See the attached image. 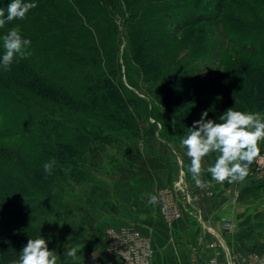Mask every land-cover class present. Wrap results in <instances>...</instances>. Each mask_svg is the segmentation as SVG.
<instances>
[{"label":"trees","instance_id":"16d2710c","mask_svg":"<svg viewBox=\"0 0 264 264\" xmlns=\"http://www.w3.org/2000/svg\"><path fill=\"white\" fill-rule=\"evenodd\" d=\"M158 1L166 3L177 0ZM25 2L35 3L37 7L31 9L23 20L7 22L4 28H0V58L4 53L2 37L10 28L19 27L22 36L31 40V45L26 49L29 53L26 58L17 56L7 71L0 65V131L15 129L17 125L29 129L46 128V131L50 130L67 141V146L59 148V151L71 155L74 162L80 153L77 146H83L81 153H91V162H102L101 144L107 143L109 135L102 137L97 131L81 130L79 126L60 133L41 107L47 102L60 103L84 116L100 119L110 128L130 129L133 117L127 108L126 85L122 80L117 53L108 49L102 37L105 31L113 33L117 39L118 35L125 38L126 66L130 67V61H134L143 73L144 81L156 84L157 99L171 111L178 133L187 135L188 129L201 118L204 111L208 112L206 119L219 122V116L229 108L245 111L264 107V5H252L260 14L256 19L257 28L263 32L251 41H246L237 39L231 34L232 31H228L227 37L234 50L227 48L218 53L220 58L215 68L221 71L216 74L215 71L209 72L207 75L214 74V77L211 76L206 85L193 83L190 76L196 62L189 56L193 53L194 41L183 44L177 37L181 30L194 24L209 22L212 26H223L230 22L219 19L222 15L217 11L183 13L178 10L173 11L169 19H147V15H163L161 11L143 9L144 0ZM9 3L11 0H0V9L5 11V16ZM217 4L215 7L222 11ZM110 8L125 16L120 33L116 12H111ZM126 12L130 16L136 14L139 18L126 24ZM155 24L157 27H154ZM226 29L223 27L224 32ZM155 34L158 37L155 38ZM219 43L218 38L206 40L204 37L200 50L207 44L217 48ZM70 45L78 47L83 53L74 56L69 50ZM239 55H250L251 60L246 61V65H239V59H232ZM236 65L240 66L245 78L234 71ZM225 70L226 73H234L231 79L224 76ZM26 145L27 142L23 143L13 136L0 140L2 152L18 150L20 154ZM51 177L42 168L35 171V182L47 196H53ZM12 182L16 184V181ZM16 187L15 192L17 190L25 196L30 194L25 183H19ZM249 190L246 188L244 194ZM27 206L25 198L14 196L4 201L7 214L21 220L23 227L32 222L26 216ZM37 236L39 234L35 230L23 236L13 230L0 228V264H10L17 259L28 239Z\"/></svg>","mask_w":264,"mask_h":264},{"label":"rangeland","instance_id":"374dc122","mask_svg":"<svg viewBox=\"0 0 264 264\" xmlns=\"http://www.w3.org/2000/svg\"><path fill=\"white\" fill-rule=\"evenodd\" d=\"M144 1L143 9L161 11L162 15H165V17H148L147 15V19H169L171 13L178 10L183 13L214 10L222 15L219 19L230 21L223 26L220 24L212 26L209 22H202L186 27L178 34L177 38H180L183 44H189V40L194 41L193 53L189 55L196 59L190 74L193 83L207 85L209 78L214 77V74L210 76L207 74L211 71H215V74L221 71L215 68L220 58L218 53L227 48L234 50L227 37L228 31H232L231 34H234L237 39L246 41H251L263 32L262 29L257 28L256 19L260 14L252 5H264V0H177L166 3L158 0ZM215 3H218L217 5L224 11L215 7ZM110 11L116 12L120 33L124 27L125 16L118 14L115 9L110 8ZM138 18L136 14L130 16L129 12H126V24ZM154 27H157V24ZM223 27L227 28L226 32ZM154 36L156 38L158 34ZM102 37L108 49L116 51L118 55L122 80L126 85L127 108L133 117L129 124L130 129L126 131L123 128L119 130L110 128L100 119L84 116L81 112L60 103L47 102L41 107V110L45 111L53 121L52 124L58 127L60 133L69 132L79 126L81 130L97 131L102 137L109 135L107 143L103 140L105 142L101 144L103 146L100 153L103 158H101L102 162L101 160H99L100 163L91 162L90 152L81 153L83 146L76 147L80 153L74 158L76 159L74 162L71 160V155L59 151V148L67 146V141L51 133L50 130L46 131V128L29 129L30 127L17 125L15 129L0 131L2 141L4 137L13 136L23 143L27 142L20 154L18 150L6 152L0 150V228L13 230L23 236H28L30 231L35 230L48 241L49 250L55 251L60 256V264H64V253L67 248L76 246L80 248L77 253L79 259L76 261L79 264L82 263L80 259L83 256H90L95 249L104 251V231L113 226L126 225V170H128L126 160L137 165L135 161L143 160L145 156L143 153H146L150 160H155L154 153L157 152L160 143L167 142L174 149L181 148V139L186 136L177 132L171 111L157 99L156 84L144 81L143 73L136 67L134 61H130V67L126 66L124 53L127 50L125 48L127 41L125 38L118 35V40L113 33L108 31L103 32ZM204 37L206 40L218 38L220 45L215 48L207 44L200 50ZM69 50L74 56L77 53H83L74 45H70ZM232 59H239V65H246V61L251 60V57L250 55H239L233 56ZM239 65L234 66V71L242 74ZM76 67H79L78 64ZM83 71L86 72V70ZM226 71L224 76L231 79L234 73L232 71L226 73ZM242 77L245 78L244 73ZM245 111L264 114V107L249 108ZM93 124L95 126H92ZM97 143L100 144L99 141ZM260 147L262 155L264 143ZM177 150L180 151V149ZM216 155V153L212 154V164ZM52 158L56 160L50 173L53 196H47L46 192L41 191L35 182V171L39 168L43 169L42 165ZM105 159L108 161L104 162ZM257 160L250 165V172L246 179L242 182H235L234 185L241 207L258 211L256 215L246 217V219H251L246 231L252 235L258 232L264 241V172L257 169ZM65 168L71 170L66 174L63 170ZM180 169L181 167L179 172ZM210 177L209 174L208 178ZM208 178L206 181L209 182L207 185L212 194L215 190L217 191V188ZM13 180L16 181L15 185H13ZM176 180L171 185L160 189V200L164 193L172 189ZM19 183L27 185L29 195L25 196L17 190L15 192ZM188 185L196 192L200 190L196 184L194 188L189 183ZM246 188L251 190L244 194ZM14 196L27 199L26 216L32 220L27 227H23L21 220L8 215L4 209L6 198ZM133 219L137 221V217ZM134 223L130 225L138 227L137 223Z\"/></svg>","mask_w":264,"mask_h":264},{"label":"crops","instance_id":"0c3cea01","mask_svg":"<svg viewBox=\"0 0 264 264\" xmlns=\"http://www.w3.org/2000/svg\"><path fill=\"white\" fill-rule=\"evenodd\" d=\"M177 149L170 147L167 142L160 143L154 153L155 160H150L146 153H143V160L135 161L137 165L126 160V226H133L130 223L135 222L138 227H134L151 237L155 249L154 264H209L213 257L226 260L229 253L237 256L253 253L264 255V241L258 232L252 235L246 231L248 222H251L246 217L256 215L257 209L241 207L236 196L235 183H217L211 177L208 178L210 173L206 169L212 165V155L204 158L205 172L202 179L213 181L217 191L204 195L200 207L201 218L192 213L196 212L195 209H191V213L186 212L181 219L173 222L168 223L164 219L160 212L162 201L159 199V191L178 178L180 161L183 162L182 169L188 183L193 188L195 186L188 172L190 159L186 155V149ZM151 195H157L156 205L148 204ZM134 217H137V221ZM227 221L233 223L231 231L225 229ZM94 251L98 254L95 260L92 259ZM94 251L90 256H83L80 259L81 264H121L118 259L108 254L106 242L104 251ZM63 261L64 264L74 262L67 257Z\"/></svg>","mask_w":264,"mask_h":264},{"label":"clouds","instance_id":"9594fccd","mask_svg":"<svg viewBox=\"0 0 264 264\" xmlns=\"http://www.w3.org/2000/svg\"><path fill=\"white\" fill-rule=\"evenodd\" d=\"M35 3L25 0H11L7 6V15L0 9V28L7 22L23 20L31 9L36 8ZM31 45V40L22 36L19 27L10 28L2 37L4 53L0 58V65L5 71L9 70L15 58H26L29 54L26 49ZM208 112L204 111L201 118L195 121L188 129L187 135L181 139V146L186 149L190 159L188 172L191 174L197 187H204L209 182L202 179L205 172L204 158L216 153L214 163L206 171L210 173L211 180L217 183L242 182L250 172V165L261 156L260 145L264 143V114L259 112L238 111L227 109L219 116V122L206 119ZM56 160L50 159L42 165L43 171L50 174ZM65 173L70 168L63 169ZM157 195H151L148 204L156 205ZM70 238V237H69ZM78 246L67 248L64 256L78 261ZM94 251L92 259L97 258ZM10 264H60V256L49 250L48 241L41 235L28 239L17 259Z\"/></svg>","mask_w":264,"mask_h":264},{"label":"built area","instance_id":"2783aa9c","mask_svg":"<svg viewBox=\"0 0 264 264\" xmlns=\"http://www.w3.org/2000/svg\"><path fill=\"white\" fill-rule=\"evenodd\" d=\"M180 161V172L171 190L161 198L160 212L165 220L173 222L181 219L186 212L195 209L198 218H201L200 207L205 194H211L209 185L200 187L197 192L188 185L185 172ZM257 169L264 172V152L257 160ZM191 213V212H190ZM225 229L231 231L233 223L227 221ZM106 250L109 255L118 259L121 264H154L155 249L151 237L134 226L110 227L104 231ZM264 264V255L250 254L237 256L228 254L226 260L217 257L210 259L209 264Z\"/></svg>","mask_w":264,"mask_h":264}]
</instances>
